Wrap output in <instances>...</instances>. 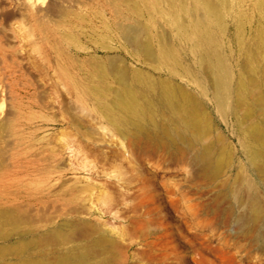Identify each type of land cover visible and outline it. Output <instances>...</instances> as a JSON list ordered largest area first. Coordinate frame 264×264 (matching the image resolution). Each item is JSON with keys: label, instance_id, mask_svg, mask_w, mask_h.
Here are the masks:
<instances>
[{"label": "rangeland", "instance_id": "obj_1", "mask_svg": "<svg viewBox=\"0 0 264 264\" xmlns=\"http://www.w3.org/2000/svg\"><path fill=\"white\" fill-rule=\"evenodd\" d=\"M262 2L0 0V264H264V180L233 109ZM206 29L230 72L224 107L195 46ZM167 79L211 119L218 175L199 146L121 123L131 93L167 123Z\"/></svg>", "mask_w": 264, "mask_h": 264}, {"label": "bare ground", "instance_id": "obj_2", "mask_svg": "<svg viewBox=\"0 0 264 264\" xmlns=\"http://www.w3.org/2000/svg\"><path fill=\"white\" fill-rule=\"evenodd\" d=\"M260 9L264 13L263 2ZM217 14L221 15L219 11ZM213 37L206 29L197 37L195 46H201L203 49L201 60L208 64L215 77L213 89L217 100L216 104L219 107H224L232 93L229 85L230 72ZM256 48L261 52L260 55L254 53L246 56L247 70L244 71H247L248 76L247 79H241L235 87L237 98L233 109L237 115L239 131L247 141L244 145L253 171L259 180H264V91L262 89L264 86V39L259 38ZM168 81V79L167 82L159 81L158 84L162 88L157 96L159 106L171 113L172 117L167 123L157 122L153 118L151 101H144L139 104L138 98L132 93L129 98L118 94L117 102H114L115 107L126 114V117L121 119V123L131 125L137 133L151 138L150 141L155 139L159 140V143L163 141L164 143L161 142V145L165 143L178 145L177 150L181 142L185 148L189 149L199 146L200 148L193 155V161L200 164V170L205 176L214 177L218 175L223 162L222 154L220 156L215 153L212 148L213 144L210 143L211 140L209 142L206 139L211 133V119L197 99L191 97V94H189L190 97L187 96L184 89L183 91L178 89L180 85L176 88ZM256 116H260L262 119L256 120ZM136 136L138 137V135ZM216 136L218 139L221 137L220 134ZM149 140H147L148 143H150ZM180 150L183 151L184 149H181L180 146ZM63 263L66 264L68 261L64 260Z\"/></svg>", "mask_w": 264, "mask_h": 264}]
</instances>
